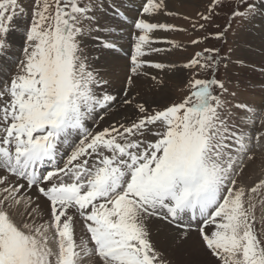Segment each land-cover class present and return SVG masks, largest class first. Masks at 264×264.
I'll return each instance as SVG.
<instances>
[{
	"label": "snow or ice",
	"instance_id": "1",
	"mask_svg": "<svg viewBox=\"0 0 264 264\" xmlns=\"http://www.w3.org/2000/svg\"><path fill=\"white\" fill-rule=\"evenodd\" d=\"M109 12L122 23H105ZM127 12L125 0H0V264H171L154 229L176 246L194 237L199 264H264V97L239 100L217 78L242 63L232 49L152 59L185 47L157 32L188 31L158 16L205 32L196 46L226 41L233 21L264 22V0H208L194 17L141 0L123 87L110 91L95 63L122 51ZM181 73L179 99L153 98ZM138 81L152 95L133 94Z\"/></svg>",
	"mask_w": 264,
	"mask_h": 264
},
{
	"label": "bare ground",
	"instance_id": "2",
	"mask_svg": "<svg viewBox=\"0 0 264 264\" xmlns=\"http://www.w3.org/2000/svg\"><path fill=\"white\" fill-rule=\"evenodd\" d=\"M125 2V5L127 4L130 6V9H128L130 12L127 13L128 21L124 25L131 27L130 21L132 18H135L136 13L132 14L134 11H131V6H133L136 10L141 3V0H125ZM167 3L169 10L172 11L179 10V8L176 7L177 4H188L186 0H167ZM166 18V16L160 15L156 19L159 20V22L171 24V22H169ZM107 20L109 21L110 17L105 16V23H108ZM257 22L259 23L257 28H254L252 25H248L246 31L244 30L242 32V35L238 38L236 43V50L232 52V61L239 60L242 61V63H232L228 67L230 72L233 71L238 75L230 76L229 79L231 80V83L228 84L229 88L237 91L239 100L247 101L250 104H259L261 101L260 95H263L262 97H264V90L257 89V87L261 86V84H264V24L260 21H256L255 23ZM19 32L20 30L12 34V40L14 42L13 47L16 50L15 55L19 50L18 46L21 37ZM120 33L121 32L119 31L118 37H121ZM156 35H158L160 41H165L164 37H166V33L157 32ZM124 38L125 37H123V39L120 38L123 45L122 51L113 54H108L106 52L103 54L102 59L95 63V67H97L102 73H109L106 78L112 81V86L109 89L110 91H118L123 87L124 72L126 71L124 66L127 63L126 56L130 48L131 41L124 40ZM85 43L87 51L90 55L93 57L101 55V53L96 51L94 48L96 47L94 41L86 40ZM157 47H168V45L160 42L157 44ZM159 56L160 54L156 55L154 58L160 61H168L165 57ZM184 76L185 74L181 73L178 74L177 77H174L171 81L172 87L175 88L177 85H181L184 81ZM169 89L170 88H168L166 96L156 95L153 98L159 100L160 102L166 101L170 91ZM135 91H140L142 94L147 93L148 95H152L151 93H148L147 87L140 81L137 82L136 88L133 90V94ZM253 170L255 175L258 176L260 174L259 160H257L254 165H250L249 169L246 171V181L248 175L252 173ZM253 178H255V176H253ZM77 230L79 231V225L77 226ZM152 240L157 249L164 254L165 258L171 261V264H199V262L204 259L203 254L198 250L194 237L186 244L176 246L163 233L157 232L154 229Z\"/></svg>",
	"mask_w": 264,
	"mask_h": 264
},
{
	"label": "rangeland",
	"instance_id": "3",
	"mask_svg": "<svg viewBox=\"0 0 264 264\" xmlns=\"http://www.w3.org/2000/svg\"><path fill=\"white\" fill-rule=\"evenodd\" d=\"M186 2L188 4H177L176 7L179 8L178 12L184 14V15H189V16H195V13L197 11H201L205 8V6L208 4V0H186ZM126 3V2H125ZM125 7L127 9H130V6H128L127 4L125 5ZM133 9V10H132ZM131 11L133 12L132 14H134L137 9L135 10V8L133 6H131ZM226 10H221V15L218 16L214 21L213 24L214 25H220L221 28L226 24L227 21V17L226 15H224V12ZM128 12H130L128 10ZM127 12V13H128ZM136 14V13H135ZM106 16L110 17V20L108 21V23L110 25H112L113 27H116L118 24L122 23L120 22L117 18H114L111 14V12H109ZM167 20H169V22H171V24H175L178 26H181L183 28L188 29L187 32H163L164 34L166 33V37H164L165 41L167 40H173L176 41L178 43H180L181 45L185 46L184 48L180 49V50H173L170 53H160L159 57H165V59H167L168 61H175L177 63H183L184 61H186L189 57H191L196 51H200L203 48H218L220 50V54L221 56L227 55L228 54V50L232 49V52L234 50H236V43L238 41V38L242 35V32L248 28L245 25H243V23H238L236 21H233L232 23V30L228 33L227 39L226 41H221V40H215L212 38H209L205 43H201L199 45L193 46L191 45L190 41L192 39L198 38V37H203L206 35L205 32H199V31H193L190 27V25L188 24V22L184 21L183 19L180 18H174V17H170V16H166ZM257 21H260L259 18H257ZM113 22V23H112ZM262 22V21H260ZM117 23V24H116ZM264 24V22H262ZM259 25V23H255L252 26L254 28H257ZM126 27V28H125ZM131 27H128L127 25H124L123 27V35H121V39L124 38V40H131ZM209 32H216L219 31L218 28L216 27H209L208 29ZM118 32L119 29L117 30V32L115 33L116 36H118ZM16 33V32H14ZM20 42H19V46H18V52L16 53L17 56L20 55V49L22 47V43H23V38H22V28L20 29ZM121 34V33H120ZM123 36V37H122ZM156 38L159 40L158 35H156ZM120 43L122 44V41L120 40ZM158 44V43H157ZM157 44L155 45L157 47ZM168 45V44H167ZM170 46L168 45V47H162V48H169ZM96 49V47H94ZM232 52H231V58H232ZM130 53V48L127 52V56ZM162 55V56H161ZM126 56V59H127ZM156 55H154L152 57V59H155ZM229 63L228 67L230 66ZM9 68H12L13 66L9 63L8 64ZM224 68L223 64L221 65V70L220 72L217 73V78L218 79H226L227 81H229V83H231L230 81V76H234L237 75L235 72H230L229 68ZM3 74H1L0 76H2ZM238 76V75H237ZM229 79V80H228ZM264 81V80H263ZM172 82H170L169 84V94H168V98L166 99V101H162L163 103L165 102H170L171 99H179L183 93L181 91H179V89L183 86V83L181 85H177L175 88L172 87ZM257 89H261L264 90V84H261V86L257 87ZM251 95V94H250ZM254 95V94H252ZM261 98L263 95H260ZM161 102V103H162Z\"/></svg>",
	"mask_w": 264,
	"mask_h": 264
}]
</instances>
